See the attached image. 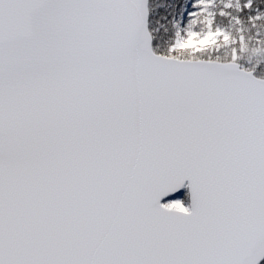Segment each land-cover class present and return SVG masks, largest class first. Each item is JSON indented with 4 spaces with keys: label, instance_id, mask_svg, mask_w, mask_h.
Returning a JSON list of instances; mask_svg holds the SVG:
<instances>
[{
    "label": "snow or ice",
    "instance_id": "6c2138e0",
    "mask_svg": "<svg viewBox=\"0 0 264 264\" xmlns=\"http://www.w3.org/2000/svg\"><path fill=\"white\" fill-rule=\"evenodd\" d=\"M0 264H264V0H0Z\"/></svg>",
    "mask_w": 264,
    "mask_h": 264
}]
</instances>
